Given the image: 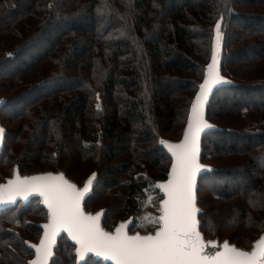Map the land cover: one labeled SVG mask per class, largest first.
<instances>
[{"label":"trees","instance_id":"obj_1","mask_svg":"<svg viewBox=\"0 0 264 264\" xmlns=\"http://www.w3.org/2000/svg\"><path fill=\"white\" fill-rule=\"evenodd\" d=\"M218 22L225 83L207 109L201 162L212 171L197 204L232 202L215 237L252 250L264 236V0H0V180L63 172L83 187L96 174L86 212L123 182L136 209L148 175L169 179L161 141L177 142L180 123L184 136ZM48 219L42 198L0 211V264H29ZM76 250L64 234L49 264H106L79 263Z\"/></svg>","mask_w":264,"mask_h":264},{"label":"snow or ice","instance_id":"obj_2","mask_svg":"<svg viewBox=\"0 0 264 264\" xmlns=\"http://www.w3.org/2000/svg\"><path fill=\"white\" fill-rule=\"evenodd\" d=\"M216 32V51L207 68L208 77L200 85V94L192 105V117L184 140L179 144L161 141L167 144L175 157L169 180L159 185L167 194L159 217L162 227L154 235L144 236H129L124 231V224L115 232H106L99 223L101 214L85 213L81 206L92 178L80 189L66 180L63 173L23 178L17 175L6 185H0V202H3L5 193L8 199H12L15 195L35 191L44 196L50 213V222L44 225L43 239L39 245H32L36 249V258L29 264H47L55 236L62 229H66L78 242L81 257L87 252H97L111 256L116 264H264V237L256 242L251 252L231 246L226 241L223 252L208 258L202 254L205 243L197 230L194 183L196 173L206 167L198 161L199 133L201 128L211 127L203 119V100L212 84L224 80L217 70L216 53L221 35L219 22Z\"/></svg>","mask_w":264,"mask_h":264},{"label":"rangeland","instance_id":"obj_3","mask_svg":"<svg viewBox=\"0 0 264 264\" xmlns=\"http://www.w3.org/2000/svg\"><path fill=\"white\" fill-rule=\"evenodd\" d=\"M220 34V41L222 42L223 35L221 33V30ZM221 48L222 45L220 47V54L222 53ZM219 60H221V57H219ZM182 128L183 124L180 123L176 125L175 135L173 137H170V139L179 142L178 140L180 139ZM159 171L160 168L154 170V172L150 174L151 176L153 175L152 177L148 175L146 179H148L149 183L146 186L139 188L134 198L136 209L129 210L128 208V204L126 202V197L128 196V187L123 182L108 194L104 189L95 192L93 196V202L91 204V209H88L87 213L95 215L96 213H100L101 211H103L104 213L102 217V228L106 232H115L116 228L120 224H129L130 226L128 228V233L130 235L155 234V232L160 227H162V224L159 221V217L162 215V201L166 199V195H163V189H161L159 185L164 184L168 181L167 180L160 182V179L157 180L154 178L155 176H157V174H159ZM26 175L22 174L21 176L24 177ZM11 176L12 175H10L8 178H10ZM95 176L97 175L95 174ZM96 178L97 177H95V179ZM86 179L87 177L79 179V184L84 183ZM6 180H0V184L6 183ZM217 205H219V203H217ZM219 206H223L224 209L222 211H216L211 208L210 204L203 205L204 209H202L203 213L202 218H200V222L205 227L204 233L207 236V241H217L220 246L227 240L221 241L215 236L220 235V226L223 221H225V218L232 217L236 213V211L233 207L234 205L232 202H220ZM201 233L204 234L203 232ZM38 242L39 240L36 241V244ZM33 258H35V256L30 257L29 260H32Z\"/></svg>","mask_w":264,"mask_h":264},{"label":"water","instance_id":"obj_4","mask_svg":"<svg viewBox=\"0 0 264 264\" xmlns=\"http://www.w3.org/2000/svg\"><path fill=\"white\" fill-rule=\"evenodd\" d=\"M221 45H222V42L220 41L219 50H218V52L216 53V54H217V70H218L220 76H222V74H221V68H220V60H219V57H220V47H221ZM214 51H216V43H215V45L213 46L212 56H213ZM210 63H212V57H211V61H210ZM207 77H208V72H207V75H206L205 79H206ZM222 77H223V76H222ZM205 79H204V81H205ZM203 83H204V82H203ZM224 83H225V80L218 81V82L212 84L210 90L207 92V98L203 100V119L207 122V124L211 125V127H203V128H201L200 133H199V153H198V161H199L200 164H202L201 159H202V142H203V136L205 135V133H206L207 131H209V130L215 128V127H214L211 123H209V121L207 120V109H208V106H209V103H210V100H211V98H212L213 93L215 92V90H216L219 86L223 85ZM200 91H201V89H199L198 94H200ZM195 102H196V99H195L194 103H195ZM3 103H4V101L0 100V108H1V106H2ZM191 117H192V113H191L190 119H191ZM188 123H189V122H188ZM0 128L3 129V133L0 134V156H1V154H2V152H3V149H4V144H5V129L3 128L1 122H0ZM187 129H188V125H187V127H186L185 132L187 131ZM184 135H185V133H184ZM183 140H184V136H183L182 140H180L179 142H169V141H165V142H168V143H171V144H179V143H181ZM164 147H165V149H166V150L172 155V151L168 148L167 144H164ZM172 156H173V155H172ZM173 159H174V160H173L172 166H173V164L175 163V157H174V156H173ZM202 165H204V164H202ZM172 166H171V170H172ZM204 166H206V165H204ZM208 171H212V169H211L209 166H206V167L200 169V170L196 173V176H195V183H194L195 206H196V208L198 209V211H197V213H196V220H197V222H198V223H197V230H198L200 233H201V230H200L201 222H200V220H199V215L202 213V211H201V209L199 208V206H198V204H197V202H198V198H197V188H198V181H199L200 176H201L203 173L208 172ZM48 173H51V174H53V175H57V174H60V173H63V172H60V173H55V172H42V173H37V174H32V175H26V176H24V177L39 176V175H45V174H48ZM63 174H64V178H65L66 180H68V181L71 182V183H74L71 179H69V178L67 177V175H66L65 173H63ZM170 174H171V171H170ZM17 175H19L21 178H23V176H21V173H20L18 170H16V171L14 172L12 178L8 179V180L6 181V183H4V184H0V185H6V184L8 183L9 180H14V179L16 178ZM91 178H92V184H91L90 187H89V192H88L87 194H85V197H84L83 200L81 201V206H82V208H83V210H84L85 213H87L86 210H85V202H86L87 199L91 196V194H92V192H93V186H94V184H95V177H91ZM169 178H170V175H169ZM88 180H89V179H88ZM88 180H87V181H88ZM168 180H169V179H168ZM87 181H86V183H87ZM86 183H85V184H86ZM74 184H75V183H74ZM76 185H77V184H76ZM77 187L80 188V189H83V188L85 187V185H84L83 187H79V186L77 185ZM161 189H162V188H161ZM162 193H163V195H166V199H167V194H166V192H165L164 190H162ZM39 198H42V199H43V202H44V196H43L41 193H39V192H35V191H31V192H28V193H26V194L15 195L12 199H8L7 194L5 193V196H4V200H3V202H0V211L8 210V209H13V208H16V207L18 206L19 203H27V202H29V201H31V200L39 199ZM44 205L47 207V204H46L45 202H44ZM47 209H48V207H47ZM48 211H49V209H48ZM103 213H104L103 211L100 212L101 215H100L99 223H100V226H101V227H102V217H103ZM49 222H50V213H49V219H48V221H47L45 224H48ZM45 224L42 225V228H43V234H42V237H41V239H40V241H39V244H40L41 240L43 239L44 234H45V231H46L45 228H44V225H45ZM120 225H121V224H120ZM120 225H119V226H120ZM124 225H125V224H124ZM119 226H118V227H119ZM129 226H130L129 224H126V225H125V228H124V231H125L129 236H132V235H130V234L128 233V228H129ZM118 227H117V228H118ZM117 228H116V229H117ZM64 234H66L67 237H68V239L71 241V243H72L74 246L77 247L76 253H77V255H78V262H79V263H83V262H85L88 258L94 257V258L97 259V260L104 261L106 264H116V261H115L114 259H112L111 256H109V255H105V254H99V253H97V252H87V253L84 254L83 257H81V256L79 255V252H78V249H79L80 245L78 244V242H77L76 240H74V239L72 238V236L69 234V232H68L66 229H62V230H60V231L56 234V236H55V241H54V243H53L52 246H51V255H50V256L48 257V259H47V264L50 263V261H51L53 255H54V250H55V248H56V246H57V244H58V240H59V238H61ZM139 235L144 236V235H142V234H139ZM147 235H149V234H147ZM151 235H154V234H151ZM201 236H202L203 241H204V243H205V248H204V251H203V253H202L203 255L207 256L208 258H212L213 256H215L216 253H218V252H223V250H224V247H223V246H224V243H223L222 245L219 246V244H218L217 241L208 242V241L205 239V237H204V235H203L202 233H201ZM263 237H264V236H263ZM228 243H229V242H228ZM39 244H38V245H39ZM255 244H256V243H255ZM229 245H231V246H235V245H232V244H230V243H229ZM235 247H236V246H235ZM254 247H255V245H254ZM254 247L252 248V250L254 249ZM237 248H238V247H237ZM239 249L244 250V251H248V252H251V251H252V250H245V249H242V248H239ZM35 250H36V249H35ZM35 258H36V255H35ZM35 258H34V259H35Z\"/></svg>","mask_w":264,"mask_h":264}]
</instances>
